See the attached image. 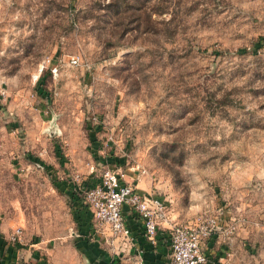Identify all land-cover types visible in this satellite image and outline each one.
Here are the masks:
<instances>
[{
    "label": "rangeland",
    "instance_id": "rangeland-1",
    "mask_svg": "<svg viewBox=\"0 0 264 264\" xmlns=\"http://www.w3.org/2000/svg\"><path fill=\"white\" fill-rule=\"evenodd\" d=\"M107 169L264 264V0H0V264H94L60 183Z\"/></svg>",
    "mask_w": 264,
    "mask_h": 264
},
{
    "label": "built area",
    "instance_id": "built-area-1",
    "mask_svg": "<svg viewBox=\"0 0 264 264\" xmlns=\"http://www.w3.org/2000/svg\"><path fill=\"white\" fill-rule=\"evenodd\" d=\"M50 60H46L49 63ZM77 57L71 64H78ZM56 70H54L55 72ZM123 174L107 169L93 186L79 193L93 220L106 226L113 236L131 238L126 212H134L142 219L146 238L156 243L162 221L167 219L164 201L145 194L132 183L123 180ZM216 214H203L190 224L169 226L171 257L169 264H207V246L214 237L227 241L236 233L237 224L227 222ZM20 230L13 234L11 243L18 244ZM230 257L227 253L226 259ZM137 264H145L142 260ZM220 264H229L228 260Z\"/></svg>",
    "mask_w": 264,
    "mask_h": 264
},
{
    "label": "crops",
    "instance_id": "crops-1",
    "mask_svg": "<svg viewBox=\"0 0 264 264\" xmlns=\"http://www.w3.org/2000/svg\"><path fill=\"white\" fill-rule=\"evenodd\" d=\"M126 217L132 235L126 241L119 239H113L111 242L109 239L103 241L102 237L99 238L101 231L96 230L97 224H94L91 231L97 237L95 241L84 244L91 261L94 264H137L142 260L145 264H169L172 249L168 228L164 231L159 230L156 243H151L145 236L142 219L131 211L126 212ZM234 241V237L227 241H222L218 237L210 240L207 246L209 256L207 264H220L224 260L232 264L233 254L228 244ZM106 242L110 244L107 245ZM227 253H230L228 259H226Z\"/></svg>",
    "mask_w": 264,
    "mask_h": 264
},
{
    "label": "trees",
    "instance_id": "trees-1",
    "mask_svg": "<svg viewBox=\"0 0 264 264\" xmlns=\"http://www.w3.org/2000/svg\"><path fill=\"white\" fill-rule=\"evenodd\" d=\"M98 180L99 179L85 181L81 184V186H77L76 184L71 185L67 180H62V182L60 183V187H62V189L70 195L72 201L79 209V212L85 215L90 214V212L80 199L79 193L82 189L89 188L96 184ZM19 245L20 244L9 242L6 237L0 232V256H3L6 252L15 251L16 249L14 247H19Z\"/></svg>",
    "mask_w": 264,
    "mask_h": 264
}]
</instances>
